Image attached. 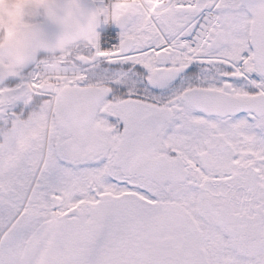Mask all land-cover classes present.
Segmentation results:
<instances>
[{"label": "snow or ice", "instance_id": "1", "mask_svg": "<svg viewBox=\"0 0 264 264\" xmlns=\"http://www.w3.org/2000/svg\"><path fill=\"white\" fill-rule=\"evenodd\" d=\"M0 6V264H264V0Z\"/></svg>", "mask_w": 264, "mask_h": 264}, {"label": "clouds", "instance_id": "2", "mask_svg": "<svg viewBox=\"0 0 264 264\" xmlns=\"http://www.w3.org/2000/svg\"><path fill=\"white\" fill-rule=\"evenodd\" d=\"M19 3H22V0H0V6H3V5L9 6V7L2 8V11L6 15L12 18H14L18 12V9L15 8L14 5L19 4Z\"/></svg>", "mask_w": 264, "mask_h": 264}]
</instances>
